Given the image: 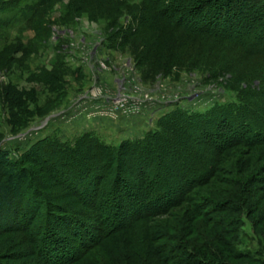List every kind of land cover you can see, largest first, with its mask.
<instances>
[{
	"label": "rangeland",
	"instance_id": "rangeland-1",
	"mask_svg": "<svg viewBox=\"0 0 264 264\" xmlns=\"http://www.w3.org/2000/svg\"><path fill=\"white\" fill-rule=\"evenodd\" d=\"M144 1L0 0V151L8 153L17 167L22 161L30 175L22 197L11 199L9 212L0 218V260L8 264H42L40 243L35 245L29 235L42 225L43 231H56L58 235L53 238L79 251V236L66 229V221L58 216L77 217L97 235L98 228L111 226L131 213L136 202L123 190L133 191L136 187L138 195L144 193L139 192L140 178L129 168L130 163L123 162L101 184L98 200L104 212L100 214L102 209L96 210L94 203L89 206L91 199L84 201L90 195L73 192L67 179L79 180L76 183L87 184L88 189L98 185L95 173L88 168L94 161L98 166L108 161L102 151L83 147L79 154L70 158L62 155L57 161L52 145L36 149L43 140L55 139L74 147L88 134L116 148L126 140L144 139L148 132L161 129L159 120L175 110L206 113L215 105L234 101L247 83L263 85L264 58L217 36L185 30L174 20L162 17L158 6ZM224 64L230 66L228 71L217 70ZM12 92H18L21 100L14 101ZM119 92L131 97L130 104H114ZM174 139L179 141L176 136ZM232 149H238V160L243 159L247 165L244 171L249 170L245 178L250 187H235L230 195L224 194L223 188L211 190V204L200 210L204 217L196 216L198 207L194 209L192 203L182 201L160 217L141 218L134 223V229L108 239L105 250L99 251L101 258L112 264L108 256L120 255L121 246L126 248L127 262L139 264L138 256L144 253L145 245L142 243L139 254L134 249L150 225L155 224L158 235H174L179 242L184 239L190 253L198 252L208 261L264 264V183L260 182L264 179L260 174L264 146ZM154 151L151 160L155 165L161 162L158 179L176 174L166 154ZM181 153L182 161L198 167L186 150ZM62 160H66L64 165H60ZM66 163L75 169L66 168ZM204 168H198L202 175L207 174ZM3 171L0 167V185L4 182ZM116 175L124 179H119L123 183L117 182L123 189H119L123 202L111 193ZM255 175L260 178L258 182ZM206 178L210 180L211 176ZM168 181L175 183L178 178ZM25 209V218L36 215L27 232L11 226L14 216H21ZM114 210L123 212V218L112 215L104 225L103 217ZM145 210L143 207L142 213ZM193 216L194 226L186 231L192 234L184 238L185 233L177 228L183 223L187 228L185 222ZM158 243L170 245L173 240L163 237ZM229 247L243 257L232 258ZM94 254L87 256L84 264H96Z\"/></svg>",
	"mask_w": 264,
	"mask_h": 264
},
{
	"label": "trees",
	"instance_id": "trees-1",
	"mask_svg": "<svg viewBox=\"0 0 264 264\" xmlns=\"http://www.w3.org/2000/svg\"><path fill=\"white\" fill-rule=\"evenodd\" d=\"M47 1L50 3L53 0ZM150 1L145 0L144 4L148 2L150 6H158L157 12L162 17L174 20L178 26H183L185 30L195 34L198 32L199 34L217 36L223 41H228L246 50L247 53L251 55L254 54L259 58H264L263 0ZM144 8L147 7L145 6ZM138 12L139 7L136 10V13ZM137 30L138 29H136L135 32ZM227 67L230 66L226 64L220 65L217 70L226 72L228 71ZM229 71L231 72V70ZM263 97L264 83L262 86L255 85L252 82L247 83L242 87L234 101L218 106L215 105L206 113L175 110L159 120L158 124L161 129L148 132V135L144 139L135 141L126 140L116 148L88 134L79 139L74 147H70L69 144L49 138L40 142L36 149H41L43 145H52L56 150L55 156L58 158L57 161L63 158L62 155L70 158L79 154L80 149H83V147L88 148L93 146L102 151L105 159L107 158L109 162L107 161L98 166L94 161L95 163L89 164L88 168L90 173H95L96 184L98 185L88 189L86 186L87 184H83L82 182H79L80 184L76 183L79 180L67 179L73 192L76 194L79 193L81 196H86V194L87 196L90 195V197H85L84 201L91 199L92 201L89 203V206H92L91 204L94 203L96 210L102 209L100 214L104 212L102 207L103 203L98 200L101 193V184L113 173L112 171L115 166L120 168L123 166V162L130 163L129 168H132L133 173L135 172L134 174L140 178L138 186L139 192H144L138 195L139 193L134 191L136 187L132 188L133 191L129 190L125 192V190L121 188V184H117V182L121 181L119 179H122V181H124V179L121 178L120 175H116L114 177V183L110 186L113 187L111 193L119 198V189H122L125 194L128 193V195H131L132 202L136 203H133L132 211L127 218L117 219L111 226L98 228L97 235H93L94 233L91 232L90 226L84 223L81 224L82 222L77 217H68V219H66V215L58 216V219H62L63 222L66 221V229H70L74 235L79 236V251L68 246L65 241L59 240L57 237L53 238V235H58H56V231H54V233L51 232L50 229H48V231H43V225L40 229L36 228L29 235L33 237L35 245L40 243L38 255L43 262L42 264H84L83 260L92 253H95L94 258L96 256L98 260L96 264H109L101 258V252L99 251L105 250L103 248H106L105 244L107 240L112 238L115 233L128 230L131 227L134 229V223L139 221V219H144L149 216L160 217L161 214H165L169 208L171 209L182 201L192 203L191 206L194 207V209L198 207L199 212L197 211L196 216L204 217V214L200 210L206 208L208 204H211L212 201L208 198L212 197L208 194L211 190L223 188L224 190L226 189L224 194L228 193L230 195V193L235 190V187H250L249 179L245 178L249 170L244 171L247 169V165L244 164L243 159L238 160V149L234 150L232 148L240 146H264ZM12 98L14 101L21 100L18 92H12ZM174 136H176L179 141H176ZM154 149H159L166 154V157L169 158L168 161L171 164L173 163L172 166L175 167L177 171L176 174L172 173L170 176L166 175L164 177L165 179H158L161 162L155 165L151 160V157H154ZM184 150H186V154L190 159L194 158L193 164L195 163L198 167L193 168L191 165L181 160V152ZM41 151L42 150H40V152ZM260 158L262 159V157ZM63 161L65 162L66 160H62L60 165H64ZM19 163L21 166L17 167V163L11 161L8 157V153L0 151V167L4 168L1 174L4 178V182L0 185V218L2 219L9 212V201L13 198H21L24 192V186L30 184L29 170L22 164V161ZM201 165L205 167L204 170L206 171L205 174L207 173L206 175L199 173L198 168L200 169ZM65 167L70 170L75 169H73L72 166L70 167L67 163ZM132 171L130 170V172ZM260 174L264 175V165L261 167ZM208 175L211 176L210 180L206 178ZM80 177L83 178L84 176L80 175ZM171 177H177L178 181L170 184L168 180ZM253 178L255 182H258V179H260H257L256 175L253 176ZM260 182L264 183V179H261ZM200 185L203 186L201 190H196L197 186ZM262 190H264V188H262ZM88 191L90 193H88ZM104 193L102 195H104ZM189 194L193 195V197H189ZM136 198H138L139 201H137ZM119 199L120 202H123L121 198ZM194 200H196V202ZM111 202L112 201H110V203ZM138 202H142L143 204H139ZM220 204L218 203L217 205L220 206ZM143 207L147 208V210L142 213L141 209ZM232 208L234 209L235 207L233 206ZM194 209H192L193 212ZM185 210L182 214H185L183 217L186 216L188 211ZM34 211L36 210L34 209ZM136 212L138 214H136ZM122 213L123 212L114 210L111 215L108 213L109 215L103 217L102 223L105 225L107 223L106 221L112 215H118L123 218ZM50 214L49 212L48 215ZM171 214L170 212L169 215ZM25 215L26 209L21 216L16 214L11 226H15L24 232L30 231L29 229L36 215H33V218L31 216L25 218ZM52 217L53 216H51V218ZM49 220L45 222L46 226ZM194 221L195 216L189 218L185 222L188 224L187 228L184 223L177 228L182 234L185 233L184 238H189V236H191L192 232L189 234L186 231L189 228L192 229ZM156 224L159 226L158 222ZM208 224L211 225L210 222ZM154 226L155 224L150 225L148 230L143 234V237L139 239V243L136 245L135 249L133 248L135 252L139 254L141 252L142 243L145 245V249H142L145 250L143 251L144 253L138 256L140 258L139 264L232 263H230L229 260L223 261L222 263L208 261L198 252L195 253L191 251L192 254L189 252V245L184 242V239L179 242V238L174 235H158L160 233H156L157 230L154 229ZM80 227H83V229L81 230ZM86 236L89 238L86 239ZM158 237H160V239H157ZM163 237L171 241L173 240V243H170V245L158 243V240H161ZM137 240L138 239H136V242ZM118 250H122L120 255H109L108 262L112 264H130L127 262L128 257L126 259V255H124V253L127 254L126 248L123 249L120 246ZM228 252L232 258L237 259L243 257L241 253H233L234 249L232 250L231 247H229ZM198 257L202 258L203 261ZM0 264L8 263L0 260Z\"/></svg>",
	"mask_w": 264,
	"mask_h": 264
},
{
	"label": "built area",
	"instance_id": "built-area-1",
	"mask_svg": "<svg viewBox=\"0 0 264 264\" xmlns=\"http://www.w3.org/2000/svg\"><path fill=\"white\" fill-rule=\"evenodd\" d=\"M130 98H131L130 96L124 95V93L119 92V94L116 97H114L113 101L115 102L114 104L116 106H119V105L124 106V105L130 104L129 103L131 101ZM116 109H118V108H116Z\"/></svg>",
	"mask_w": 264,
	"mask_h": 264
}]
</instances>
